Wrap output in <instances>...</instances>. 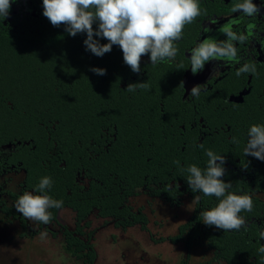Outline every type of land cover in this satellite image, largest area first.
Segmentation results:
<instances>
[{"label":"flooded vegetation","instance_id":"1","mask_svg":"<svg viewBox=\"0 0 264 264\" xmlns=\"http://www.w3.org/2000/svg\"><path fill=\"white\" fill-rule=\"evenodd\" d=\"M238 2L199 0L202 15L185 25L175 42V59L152 65L150 54L142 56L139 74L124 63L118 45L100 57L83 54L84 45L72 58L86 66L82 76L87 86L72 90L86 94L87 104L72 105L71 117L25 103V88L14 83L8 88L6 74L0 72L2 253L10 254L15 243L46 241L66 252L72 264H97L102 239H125L126 250L136 249V243H128L135 229L155 244L182 245L176 264H191L197 250L207 257L197 264H264V254L258 252L264 245L259 237L264 230V161L243 153L248 129L264 125V0H253L262 5L261 15L253 17L233 13ZM230 21H235L237 33L251 29L249 39L236 44L240 64H226L212 74L216 62H207L203 71L192 74L190 49L207 36L224 39L218 29ZM3 32L25 34L31 42L39 38L45 50L49 43L72 42L78 52L86 34L73 37L64 25L53 26L43 15L42 0H12L8 17L0 18ZM244 62H255L257 73L237 77ZM94 67L106 74H95L90 70ZM144 81L150 90H126L129 83ZM197 84L199 96H189ZM233 137L239 143H233ZM207 150L226 157L222 179L231 182L229 191L252 196L253 209L240 213L246 229L225 232L202 222L200 213L219 201L192 192L186 178L190 165L206 168ZM45 176L52 180L47 194L63 201L62 208L48 210L52 219L46 225L27 220L14 206L24 192L38 194L36 186ZM158 208L183 211L174 234L160 237L151 231L150 222L159 226L151 220ZM41 233L47 235L41 238ZM176 236L178 241L170 240Z\"/></svg>","mask_w":264,"mask_h":264},{"label":"clouds","instance_id":"2","mask_svg":"<svg viewBox=\"0 0 264 264\" xmlns=\"http://www.w3.org/2000/svg\"><path fill=\"white\" fill-rule=\"evenodd\" d=\"M11 3L12 0H0V18L8 17ZM42 4L43 15L53 26L64 25L65 31L73 37L86 33L83 43L92 54L103 56L111 51L113 45H118L124 63L137 74L141 71L142 56L150 54L152 65L174 60L178 51L175 42L182 38L185 25L202 15L199 0H42ZM231 11L247 17L260 16L262 5L253 3V0H241L233 5ZM234 23L230 21L220 25L218 31L224 35V39L207 36L190 49L188 56L192 74L203 71L207 62H216L212 64V74L219 72L226 64H240L236 44H244L251 35V29L247 34L244 31L237 33L233 30ZM94 24L98 25L95 29ZM96 37L105 39L107 43H100ZM180 67L183 69V65ZM90 70L97 75L106 74L103 68ZM245 73H257L255 62L241 64L236 76ZM138 88L147 91L150 85L145 81L129 83L126 90L134 92ZM200 91V84L194 85L189 96L198 97ZM247 135L244 156L264 161V125L253 124ZM232 142L239 143L235 137ZM206 155V168L202 170L192 164L187 168L189 175L186 178L192 192L214 196L219 201L214 207L200 213L202 222L225 232L239 231L242 227L246 229V219L240 213L253 209L252 196L229 191L231 182L222 179L226 174L224 155L212 150H207ZM175 163L179 164V161ZM51 187V178L43 177L36 186L38 194L24 192L14 203L16 210L29 221L45 225L50 223L52 216L48 210L63 206V201L47 194L46 189ZM194 199L198 201L199 197ZM46 235L41 233V238ZM259 237L264 239V230L259 232ZM258 252L264 254V245L258 248Z\"/></svg>","mask_w":264,"mask_h":264},{"label":"trees","instance_id":"3","mask_svg":"<svg viewBox=\"0 0 264 264\" xmlns=\"http://www.w3.org/2000/svg\"><path fill=\"white\" fill-rule=\"evenodd\" d=\"M97 26L94 24L93 28ZM96 38L102 44L107 43L103 38ZM85 39L86 34L78 43L79 52L76 44L72 42L66 45L49 43L50 46L45 50L40 45L39 38L31 42L30 37L25 34L0 33V72L6 74L4 80L7 87H13L12 83H14L25 88L24 102L32 105L33 108L47 109L54 116L66 113L71 117V113L74 112L72 105L87 104L86 94L72 90L76 86H87L86 78L83 79L82 76L87 70L86 66L82 67L83 61L80 58H72L75 54H81L80 50L84 46ZM88 51L85 47L83 54H87ZM16 103L21 102L16 101ZM170 240L176 242L179 237L176 236ZM223 252H225L224 249ZM227 255L229 259H232V254ZM93 257V255L90 256L91 261Z\"/></svg>","mask_w":264,"mask_h":264},{"label":"rangeland","instance_id":"4","mask_svg":"<svg viewBox=\"0 0 264 264\" xmlns=\"http://www.w3.org/2000/svg\"><path fill=\"white\" fill-rule=\"evenodd\" d=\"M182 217V210L175 212L158 208L151 215V220H155L159 226H154L152 222L149 226L152 227L151 231L157 232L160 237H166L175 233L176 224L182 220ZM130 232L133 233L128 243H136V249L126 250L128 245L125 239L116 243H112L111 240H107L106 243L102 239L97 264H176L183 255L184 250L180 244L173 245L169 241L155 244L143 231L131 229ZM10 248H12L10 254L0 251V264H72L73 262L66 252L56 249L46 241L34 240L28 245L15 243ZM206 258L203 257V252L194 251L191 264H197Z\"/></svg>","mask_w":264,"mask_h":264}]
</instances>
